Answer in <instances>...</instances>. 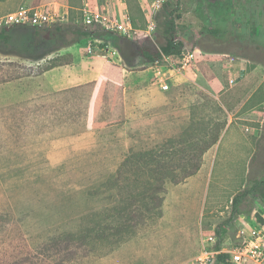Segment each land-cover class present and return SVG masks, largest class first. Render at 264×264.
<instances>
[{
  "label": "rangeland",
  "instance_id": "374dc122",
  "mask_svg": "<svg viewBox=\"0 0 264 264\" xmlns=\"http://www.w3.org/2000/svg\"><path fill=\"white\" fill-rule=\"evenodd\" d=\"M90 1H98L103 9L117 16L129 11L135 28L132 36H125L90 26L94 30L93 36L65 46L81 59L88 56L93 61L102 59L106 62L104 72H110L109 82L99 85L92 82L85 89L68 94L73 96L68 105L81 109L82 125L67 128L81 126L103 136L97 137L99 141L95 142L99 147L104 145L101 154L112 162L50 163V159L58 161L62 158L59 147L76 141H58L60 136L49 139L47 126L42 127V133L33 132L35 126L33 131H25L29 127L12 129L19 122V109L23 108L8 103L2 96L13 90L20 92L23 85L0 84V211L8 212L12 217L0 235V259H11L16 252L21 253L25 244L34 246L57 230L76 228L84 215L117 203V188L114 185V189H108L105 185L114 173L111 83L114 90V80L125 76L136 78L143 73L153 79L139 48L158 49L165 42L163 26L158 25L157 17L168 14L177 6L178 0H171V6L163 3L158 9L155 8L157 0H138L139 3L130 0L133 7L128 0ZM20 7L50 10L57 7L59 13H65L57 22L63 25V31L56 32L51 39H45L41 35L44 32L36 34L35 26L20 25L26 34L29 31L27 35L31 41L44 42L48 49L72 41L77 36L76 25L85 26L84 0H18L14 6L0 2V28L11 25L7 15ZM176 14H180L176 21L184 50H198L194 68L198 75L202 71L203 77L209 78L212 87L204 88L199 83L201 75L198 77L188 71L192 78L180 92L188 93L189 99L181 107L150 118L149 130L141 118H132L127 132V155L132 149H149L180 136L188 129L192 118L196 119L193 126L197 129L192 132L191 141L198 142L200 132L212 129V124L200 123V118L210 119L215 115L212 108H208L203 92H212V96L219 94L218 100L227 111L228 121L231 115L237 127L230 139L241 140L246 145L228 147L225 143L219 147L218 141L204 154L202 166L195 175L170 187L162 203V213L154 208L146 215L144 231L90 264H184L201 252L205 237L218 234L219 225L231 216L234 197L264 177V0H180ZM152 16L156 23L154 29L149 28ZM218 29L225 34L215 33ZM240 56L248 57V70L243 77L235 79L239 72L236 76L230 73L234 68L237 71L239 66L235 65L241 61ZM70 57L69 52H65L53 59L67 61ZM218 75L223 78L222 83L217 82ZM96 93L99 94L97 110L93 99ZM204 139L206 144V137ZM95 151L100 155L98 149L93 150L94 154ZM81 153L90 154L87 149ZM95 170H100V174ZM92 173L98 178L89 177ZM258 204L254 196L248 195L242 209L252 214ZM40 264L49 263L41 261ZM248 264H264V261Z\"/></svg>",
  "mask_w": 264,
  "mask_h": 264
},
{
  "label": "trees",
  "instance_id": "16d2710c",
  "mask_svg": "<svg viewBox=\"0 0 264 264\" xmlns=\"http://www.w3.org/2000/svg\"><path fill=\"white\" fill-rule=\"evenodd\" d=\"M3 1L6 0H0V2ZM128 2L132 6L130 0ZM133 2L139 3L138 0ZM164 4L171 6V0H167ZM179 8L180 0L168 14L158 15V25L163 26L165 42L158 49L141 46L139 51L144 61L154 62L164 56L177 57L182 53L184 42L179 39L176 21L180 16V14H176ZM36 29L39 33L44 32L45 38L51 39L56 32L63 31V25L51 23L46 27H36ZM6 31L7 26L0 28V46L7 44L11 39ZM214 32H217L218 35L225 34L222 29ZM75 34L77 35L75 39L65 42L63 45L76 43L82 38L93 36L94 30L76 25ZM59 60L53 59L45 69L70 63L72 56L67 61ZM84 86L72 87L54 93L57 100L51 105L52 111L48 116L35 115L32 117L22 115L24 112H19L17 118L19 122L13 125L12 129L22 130L27 127L32 129L33 126L38 128L47 126L49 138L85 130L80 128L81 126L75 129L67 128L82 125L81 109L75 108L74 105H68L73 98L68 94L80 90ZM203 93L205 101H208V108H212L215 115L210 119L208 117L200 118V123L208 122L212 124V129L200 132L198 136L201 139L198 142L191 141L192 132L197 129L193 126L196 119L192 118L188 129L180 136L169 138L162 144L149 149H132L117 171L110 175L105 182L108 189H114V185L117 188L118 200L115 205L84 215L76 228L57 230L46 239L37 241L34 246L25 244L20 251L22 255L17 252L13 253L11 259L1 258L0 264H40L41 261L49 264H90L96 259L113 253L116 248L144 231L147 224L146 215L154 208H158L159 214L162 213V203L170 187L184 182L200 170L204 154L217 144L226 129L228 124L226 109L217 98ZM61 129L64 130L61 131ZM13 138L17 140L16 136ZM16 147L18 146L16 145ZM253 193L264 197V177L254 181L249 188L234 197L231 216L220 224L217 233L227 229L233 218L242 212L241 204L245 197ZM11 219L8 212L0 211V235ZM225 258V255H219L218 263L231 264L226 262Z\"/></svg>",
  "mask_w": 264,
  "mask_h": 264
},
{
  "label": "crops",
  "instance_id": "0c3cea01",
  "mask_svg": "<svg viewBox=\"0 0 264 264\" xmlns=\"http://www.w3.org/2000/svg\"><path fill=\"white\" fill-rule=\"evenodd\" d=\"M17 1L18 0H6L4 2L13 3L14 6L16 5ZM86 3H90L92 5L98 4L101 6L98 1L91 2L90 0H84V4ZM55 9L58 10L57 7ZM20 25L23 24H11L7 26L6 33L10 35L11 39L7 44H2L0 46V84L23 85L20 92L13 90V92H8L6 95L2 96V98L6 99L8 103L17 105L19 108H30L27 112L23 111V109H19V112H24L22 115H29L32 117L35 115H42L43 117L48 116L52 111L51 105L55 100H57V97L54 95V93L81 85H85L82 88L85 89V87H87V85L92 82H96L97 85L104 82H109L111 75L110 72L106 74L104 72L106 66V62H104V60L98 59V61H93V59L88 56L84 59H81L75 51L65 47L66 45H60L61 47L58 46L57 48L52 47L48 49V45L44 42L40 44V42L37 40L31 41L28 38L29 35H27L29 31L26 34ZM35 30L37 32L36 34L40 35L36 28ZM41 35L44 36V34ZM25 37L27 39H24ZM65 52H69V54L72 56V61L70 63L45 69V65L51 59H53L56 55H63ZM195 52L197 55L198 50H195ZM239 59H241V61L237 62L235 65V67L239 66L237 71L234 68V71L230 73L232 76H236V72H239L238 77L235 79L243 77V75L248 70V57L240 56ZM143 62L146 61L143 59ZM149 63L150 62H146L147 71L151 73L153 79L149 78L143 73L138 75L136 78L125 76L124 78L117 81L114 80V90L112 87L113 82L111 83L109 100L110 110L114 116V173L117 171L118 167L124 161L128 153L129 147L127 132L129 126L132 125V118H141V120L144 122V126H146V129L149 130L148 125L150 118L153 116H162L170 110L179 108L183 105L182 103L186 99H189L187 95L188 93L180 92V88L185 85L189 78H192L190 77L191 75L188 73V71L198 75L194 68L196 63L193 68L185 71L184 73L174 71L172 72L174 73L172 80H169V89H163L158 84H156L153 72L148 68ZM8 67H10L11 71H8ZM199 76L200 79H202V81H199V83L201 82L204 88L212 87L210 84L211 82L208 80L209 78L203 77L204 73L202 71L199 72L198 77ZM216 80L220 83L223 82V78L219 75ZM18 89L20 90V88ZM211 93L212 92H210V94ZM79 96L82 98V94ZM214 96L217 99L219 98V94H214ZM84 97L85 95H83V98ZM93 99L95 101V109L97 110V108H99V94H94ZM30 110H33V112H30ZM236 128L237 127L233 123V118L230 115L226 129L217 145L221 147L225 143H228V147L233 146V144L238 147H244L246 145L245 142L242 143L241 140L236 141L230 139L231 133L235 131ZM33 130L34 128L25 131ZM37 131L38 133H42L43 129L37 127L33 132ZM71 135L68 134L67 136H60L61 138L57 139L58 141L69 139L76 142L70 141L69 144L59 147L58 153L62 158H59L58 161L50 159V163L92 162L95 164H106L112 160L108 157H104L103 154H101V150L104 145H100L99 147L97 145L98 142L95 141H99L98 139L96 140L97 137H104L98 135L92 129L83 130L74 133L72 136ZM129 146H132V144H129ZM85 149H87L88 153H90L88 156L81 153ZM94 149H98L100 155H97L96 151L94 154ZM95 171L99 173L100 170ZM86 175L89 174L87 173ZM89 177L92 179L98 178L93 173L90 174ZM251 195L254 196L255 200L257 199V202L260 203L258 204L259 206L257 207L256 211H254L252 214H249L245 212L244 209H242V212L236 215L228 224L225 231H222L214 236L210 235L205 237L203 247L207 246L210 248H217L221 245H224L225 243L236 242L238 240L235 218L240 214H246L249 216L255 215L257 214V211L263 206L264 197H261L255 193ZM211 237H213L215 240L210 239Z\"/></svg>",
  "mask_w": 264,
  "mask_h": 264
},
{
  "label": "built area",
  "instance_id": "2783aa9c",
  "mask_svg": "<svg viewBox=\"0 0 264 264\" xmlns=\"http://www.w3.org/2000/svg\"><path fill=\"white\" fill-rule=\"evenodd\" d=\"M167 0H157L155 8L158 9ZM83 22L86 27L96 26L107 32H120L125 36H132L135 32L129 11L122 16L111 14L98 4H84L82 9ZM63 14L57 9L37 7L29 9L20 7L7 15L10 24H30L42 27L57 23ZM153 16L150 18L149 28H155ZM195 50H184L175 56H164L162 59L149 63L155 82L163 89H169V80H172L174 71L185 72L195 66ZM237 227L236 242H228L217 248L204 246L199 255L184 264H218L219 255H225V261L231 264L261 263L264 261V202L255 215L240 214L235 218ZM210 239H214L211 237ZM215 240V239H214Z\"/></svg>",
  "mask_w": 264,
  "mask_h": 264
}]
</instances>
